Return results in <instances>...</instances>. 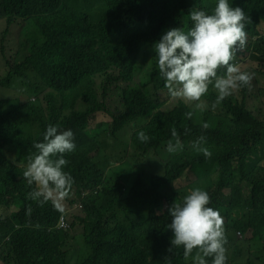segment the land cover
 <instances>
[{
	"label": "clouds",
	"instance_id": "obj_1",
	"mask_svg": "<svg viewBox=\"0 0 264 264\" xmlns=\"http://www.w3.org/2000/svg\"><path fill=\"white\" fill-rule=\"evenodd\" d=\"M48 2L35 34L19 28L11 2L0 3V194L13 201L0 207V248L18 229L2 218L15 213L21 223L37 201V211H55L46 229L60 228L70 244L47 264H111L78 229L85 194L71 190L67 158L111 143L140 169L150 160L174 166L206 142L193 141L195 106L264 102V0ZM138 114L161 122L146 133V124L128 121ZM133 171L124 169L110 188L132 197L145 227L168 210L169 252L183 246V264H264V254L240 245L208 207L203 185H146L142 174L136 190L120 189ZM7 261L0 250V264Z\"/></svg>",
	"mask_w": 264,
	"mask_h": 264
},
{
	"label": "trees",
	"instance_id": "obj_2",
	"mask_svg": "<svg viewBox=\"0 0 264 264\" xmlns=\"http://www.w3.org/2000/svg\"><path fill=\"white\" fill-rule=\"evenodd\" d=\"M1 2L13 4L19 28L27 27L31 34H35L41 27L49 12L48 0H0ZM210 106L208 111H198L200 120L193 118L190 130L198 132L200 126L208 123L209 127L206 131L214 132L222 137L216 141L220 149L226 151L229 147L237 146L238 149L234 154L243 161L245 154H248L249 150L263 139L264 109H258L252 102L243 106L217 107L215 110H212ZM255 112L261 113L260 119L254 116ZM207 115L212 116V119L207 120ZM135 116L128 121L132 122ZM146 117L148 121L144 123L146 125L143 131L149 133L161 122V119L155 114H146ZM231 123L234 124V128L231 127ZM246 131L250 132V135L244 138L243 133ZM213 146L214 138L209 136L199 148L194 147L191 153L182 156L177 164L198 151ZM116 152V147L108 143L103 147L79 150L67 158L68 163L63 171L70 173L73 177L74 183L71 190L82 191L85 194L82 201L86 212L79 216V231L92 241L93 254L101 259L110 258L111 264H183V246L174 247L169 252L172 247L170 241L173 238V232L167 227L171 223L168 210L164 219L155 228L145 227L134 210L132 197L117 193L115 189L110 188L115 184L116 176H122V174L119 171H109L104 175L106 164L120 160L124 165L131 157L124 158ZM140 168L136 163L127 183L120 185L119 188L136 190ZM142 168L154 175L150 162L144 164ZM188 178L191 185L200 184L193 177L188 176ZM80 179L85 182L83 187L79 185ZM160 182L162 181L158 177L153 176L151 184ZM227 186L230 185L221 179L215 188L222 192ZM209 196L208 207L220 212L224 227L233 231L237 236V242L245 247H253L264 254V177L254 182L250 188H246L242 203L212 200V195L209 194ZM12 202L0 194V207L10 206ZM30 208L31 214L24 223L16 219L15 213L2 218V221L6 218L12 219L18 227L9 234L4 246L0 248L8 254L6 264H11L12 261H14L13 264H47L48 258L61 259L70 250V244L60 228L46 229L47 222L55 211L44 207L37 211V201H33ZM231 216L235 217L233 223L229 221ZM10 228L12 229V226ZM240 228L247 231V234L239 236ZM17 254H20L19 261L16 258Z\"/></svg>",
	"mask_w": 264,
	"mask_h": 264
},
{
	"label": "rangeland",
	"instance_id": "obj_3",
	"mask_svg": "<svg viewBox=\"0 0 264 264\" xmlns=\"http://www.w3.org/2000/svg\"><path fill=\"white\" fill-rule=\"evenodd\" d=\"M252 102L260 110L264 109V102H260L256 99H252ZM208 108L201 110L195 106L194 119L200 120L198 117V111H208ZM254 116L257 119L261 118L260 112H255ZM207 120H211L212 116L207 115ZM148 121V117L135 116L132 123L134 125L144 124ZM231 127L234 128V124L231 123ZM201 135L206 137L209 136L214 138V146L212 148H205L210 156L204 154V150H200L197 153L191 155L189 158L183 160L182 163L175 165L174 167H166L158 164L154 160H150V166L154 169V175L148 172L146 169H140L138 177L142 174L146 177V185L151 184L153 176L158 177L162 182H173V183H186L190 182L188 176L193 177L201 185L204 190L211 194L212 200H224L228 202H234L236 204L242 203L244 196L246 195V188L251 187L252 184L264 177V132H262L263 139L255 147L249 150L248 154H245L243 161H240L236 156L235 152L238 149L237 146L229 147L228 150L223 151L220 149V145L216 141L220 137L216 133H208L202 126L198 128V132L193 131V141H196ZM250 132L246 131L243 133L244 138L249 137ZM228 138V137H226ZM95 153V152H94ZM107 161V158H105ZM137 163V160L130 157L127 162L122 165L120 164H106L104 175L109 171L123 173L124 169L130 170L132 166ZM221 179L229 184L223 189V191L217 190L215 187L221 182ZM84 180H79L80 187L84 186ZM27 216H24L21 223H24ZM235 220L234 216H231L229 221L233 223Z\"/></svg>",
	"mask_w": 264,
	"mask_h": 264
}]
</instances>
